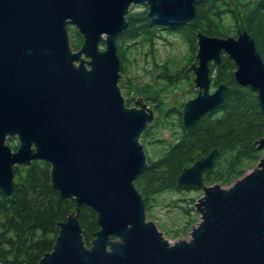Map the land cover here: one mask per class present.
I'll use <instances>...</instances> for the list:
<instances>
[{"label": "water", "instance_id": "obj_1", "mask_svg": "<svg viewBox=\"0 0 264 264\" xmlns=\"http://www.w3.org/2000/svg\"><path fill=\"white\" fill-rule=\"evenodd\" d=\"M137 3L167 24H187L197 12V0H0V189L12 193L16 165L45 159L52 186L75 198L76 211L38 264H264V155L229 187L204 182L218 148L182 169L178 186L204 190L202 220L189 239L170 242L147 219L135 180L148 166L141 137L155 111L141 97L126 104L116 41ZM70 25L83 35L77 50ZM197 45L187 69L198 93L183 105L185 128L231 91L225 83L211 91L209 63H220L223 52L264 110V58L247 30L226 38L199 31ZM16 136L14 150L8 138ZM258 147L264 149V136ZM83 205L97 212L100 225L90 246L79 220Z\"/></svg>", "mask_w": 264, "mask_h": 264}, {"label": "trees", "instance_id": "obj_2", "mask_svg": "<svg viewBox=\"0 0 264 264\" xmlns=\"http://www.w3.org/2000/svg\"><path fill=\"white\" fill-rule=\"evenodd\" d=\"M196 10V17L184 25L152 19L147 10H131L127 14L128 26L116 38L122 76L128 71L129 46L143 41L152 47L164 29L180 33L192 50L183 67L174 69L166 60L157 65L160 68L157 82L138 88L149 96L159 112L142 134V141L153 137L159 126H172L180 132L176 142L157 159L150 157L146 149L148 166L135 180V185L144 197L147 214L153 194L164 188L179 189L177 181L182 169L212 149L218 148V154L213 169L204 174L208 185L233 183L261 156L258 141L264 136V110L257 92L236 79V64L227 53H222L220 63H209L211 86L216 88L225 83L232 87L218 108L201 117L191 128H185L181 111L186 101L178 106H168L164 101L162 89L173 87L180 80L194 86L187 66L194 60L199 31L226 38L237 36L239 30H247L264 58V0H197ZM69 32L72 47L79 49L83 35L74 25L69 26ZM125 86L132 84L120 82V87ZM126 104L130 106V100ZM8 143L17 148L14 138H9ZM50 172L51 165L45 159L33 160L27 167L16 165L12 193L6 194L0 189V264H38L46 252L52 251L60 223L76 211L75 198L61 196L52 186ZM97 218L93 208L81 207L79 220L88 246L100 228ZM174 235L180 233L176 231Z\"/></svg>", "mask_w": 264, "mask_h": 264}, {"label": "rangeland", "instance_id": "obj_3", "mask_svg": "<svg viewBox=\"0 0 264 264\" xmlns=\"http://www.w3.org/2000/svg\"><path fill=\"white\" fill-rule=\"evenodd\" d=\"M147 9L148 6H145V3H137L131 6L130 11L135 10L141 12ZM71 39L70 37V42ZM147 44V42L136 41L129 46L127 50L129 62L127 64L128 71H126L125 76L121 77L119 85L120 82L126 84L130 82L132 84L131 87H121L125 100H130V107L135 106V99L141 97L154 109L156 118L159 112L155 109V105L150 101V98H148L149 96L144 92H140L138 88L147 83L154 84L157 82V77L160 73V68L157 65L162 64L166 60L170 61L174 69L183 67V65L188 63L192 50L180 33L167 29H164L160 35L155 38L152 47ZM196 53L197 50L193 52L194 60L191 62L197 60ZM189 72L194 85L193 87L187 81L180 80L175 86L161 90L164 101L168 106L181 105L198 93V88L195 87V74L191 71ZM161 84L164 83L161 82ZM213 90L214 88L211 86V91ZM179 135L180 132L173 129L172 126H159L155 129L153 137H149L145 142L142 141L141 138V141L145 143V149H147L148 155L157 159L161 152L165 151L176 142ZM14 140L18 147L20 143L19 138L16 136ZM260 150L261 156L254 164L247 168L244 175L252 171L263 157L264 149ZM19 166L27 167L26 165ZM244 175L238 179L242 178ZM233 183L224 187H229ZM178 188L179 189L164 188L153 194L150 199L151 206L149 208V213L147 214V219L153 220L159 229L164 232V235L170 242H175L180 238L189 239L192 228L202 220L201 213L197 209V204L204 196L203 188H184L179 186ZM176 231L179 232L180 235H174Z\"/></svg>", "mask_w": 264, "mask_h": 264}, {"label": "flooded vegetation", "instance_id": "obj_4", "mask_svg": "<svg viewBox=\"0 0 264 264\" xmlns=\"http://www.w3.org/2000/svg\"><path fill=\"white\" fill-rule=\"evenodd\" d=\"M194 97V96H193ZM9 139V138H8Z\"/></svg>", "mask_w": 264, "mask_h": 264}]
</instances>
